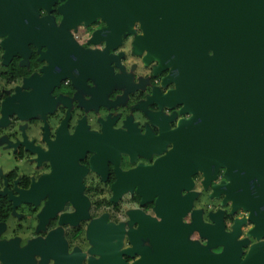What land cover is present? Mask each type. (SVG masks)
<instances>
[{
  "label": "flooded vegetation",
  "instance_id": "af4514ba",
  "mask_svg": "<svg viewBox=\"0 0 264 264\" xmlns=\"http://www.w3.org/2000/svg\"><path fill=\"white\" fill-rule=\"evenodd\" d=\"M63 3L39 17L61 27ZM106 27L81 22L76 42L0 37V264H255L264 237L251 234L250 212L212 195L224 168L208 186L192 174L183 212L180 199L159 214L158 197L141 194L193 114L171 67L135 42L140 24L121 42H93Z\"/></svg>",
  "mask_w": 264,
  "mask_h": 264
},
{
  "label": "water",
  "instance_id": "95a60500",
  "mask_svg": "<svg viewBox=\"0 0 264 264\" xmlns=\"http://www.w3.org/2000/svg\"><path fill=\"white\" fill-rule=\"evenodd\" d=\"M58 1L64 2L61 27L50 14L39 17ZM97 18L107 27L95 31L93 42H121L139 23L144 36L135 42L147 46L158 69L171 67L175 96L193 114L157 162L154 188L141 194L158 197L159 214L180 199L183 212L197 195L189 191L192 174L200 169L208 186L224 168L228 182L214 185L212 195L249 211L251 234L264 237V0H0V37L6 43L76 42L70 29ZM29 97L39 102V93ZM22 106L20 113L35 112ZM182 190L189 192L181 197ZM246 262L264 264V244Z\"/></svg>",
  "mask_w": 264,
  "mask_h": 264
}]
</instances>
